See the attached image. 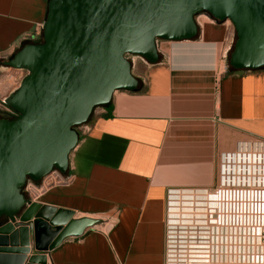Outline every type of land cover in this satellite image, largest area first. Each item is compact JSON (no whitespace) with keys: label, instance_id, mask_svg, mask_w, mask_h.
<instances>
[{"label":"crops","instance_id":"crops-1","mask_svg":"<svg viewBox=\"0 0 264 264\" xmlns=\"http://www.w3.org/2000/svg\"><path fill=\"white\" fill-rule=\"evenodd\" d=\"M49 2L0 0V62L42 35ZM212 19H200L193 40L159 41L157 64L134 57L138 88L116 92L93 112L90 133L69 156L73 183L34 202L98 224L45 253L47 264H167L170 203L206 201L220 185L223 156L251 140L264 143V67L230 70L235 29ZM3 63L0 74L16 80L18 70ZM16 88L0 81V100ZM212 243L209 264H220L218 238ZM26 249L18 255L24 264L38 254L32 232Z\"/></svg>","mask_w":264,"mask_h":264},{"label":"water","instance_id":"water-1","mask_svg":"<svg viewBox=\"0 0 264 264\" xmlns=\"http://www.w3.org/2000/svg\"><path fill=\"white\" fill-rule=\"evenodd\" d=\"M201 13L233 25L230 67H264V0H50L42 41L3 63L27 75L0 100L17 114L0 119V254L17 255L0 256L1 264L25 263L18 255L29 253L31 232L38 254L27 264H47L45 253L98 224L31 202L23 189L54 169L66 173L80 139L76 128L116 92L138 88L130 56L157 64L158 42L196 38Z\"/></svg>","mask_w":264,"mask_h":264},{"label":"built area","instance_id":"built-area-1","mask_svg":"<svg viewBox=\"0 0 264 264\" xmlns=\"http://www.w3.org/2000/svg\"><path fill=\"white\" fill-rule=\"evenodd\" d=\"M208 16L206 13L197 15L195 18L197 25L200 19ZM40 37L42 35L38 33L37 37L32 36L25 42L37 44ZM18 72L19 86L27 72L24 70ZM16 115L10 108L0 104V119L12 121L15 120ZM78 128L80 136L87 135L91 131L88 122ZM73 180L72 176L54 169L38 183L28 181L23 192L27 200L34 202L37 197L53 188L71 185ZM199 203H203L204 206L194 208L193 215L196 219L190 223L189 229L179 225L174 226L175 221L171 217L175 206H171L170 203L167 264H203L201 254L203 251L200 247L208 239L212 245L213 238L218 237V234L220 237L232 239L234 243L239 239L243 240L244 244L248 243L250 238L259 239L260 246L264 250V143H247L234 154L223 156L220 185L210 191L206 201ZM191 251L193 254L188 253ZM211 255L212 253L204 256L206 264L211 263ZM261 256L264 258L263 251Z\"/></svg>","mask_w":264,"mask_h":264},{"label":"bare ground","instance_id":"bare-ground-1","mask_svg":"<svg viewBox=\"0 0 264 264\" xmlns=\"http://www.w3.org/2000/svg\"><path fill=\"white\" fill-rule=\"evenodd\" d=\"M175 221V220H174ZM174 223H178L177 221ZM217 232L219 233L220 230H217ZM252 233V232H251ZM218 241H219V247H220V251H222V255L219 258V263L220 264H243V263H247V264H264V258H262L261 253L262 251L264 252V250H262V247L260 246V242L259 239L256 240L253 238H250V241L248 243L244 244V241L239 239V241L235 240L236 242L234 243L232 239H228L226 237H220V234H218ZM208 241L210 242V240L208 239ZM208 241H204L202 243V247H200L203 251L202 257H203V264H206L207 262L205 261L207 254H209V248H210V243ZM229 244V245H226ZM239 243H241L243 246H240L241 248H239L238 246L240 245ZM237 246V248L235 247ZM229 247V248H228ZM263 249H264V245H263Z\"/></svg>","mask_w":264,"mask_h":264},{"label":"flooded vegetation","instance_id":"flooded-vegetation-1","mask_svg":"<svg viewBox=\"0 0 264 264\" xmlns=\"http://www.w3.org/2000/svg\"><path fill=\"white\" fill-rule=\"evenodd\" d=\"M203 203L198 202L194 203L191 202V200H183V202L178 203L175 206V210L173 212V216L171 219H174L175 222L177 221L178 223H174V226H181V227H186V229H189L188 227L190 226L191 220H195L196 216L193 215V211L195 207H203ZM190 240V239H187Z\"/></svg>","mask_w":264,"mask_h":264},{"label":"rangeland","instance_id":"rangeland-1","mask_svg":"<svg viewBox=\"0 0 264 264\" xmlns=\"http://www.w3.org/2000/svg\"><path fill=\"white\" fill-rule=\"evenodd\" d=\"M197 17V16H196ZM211 17V16H210ZM134 57H136V56H130L129 57V59H130V61L132 62V59H134ZM228 60H229V58H228ZM141 62V60H139L138 59V62ZM137 62V63H138ZM229 62V61H228ZM136 63V65H138ZM134 66V67H133ZM133 68H134V70H133ZM139 69L138 68H135V65H133V63H132V71L134 72V74H138V71ZM11 72H16V70H12ZM21 74V73H20ZM0 81H4V82H6L7 84L9 83V84H12L13 85V87H18V76H17V79L15 80L14 78H12V76H11V74H9V73H7V72H5V73H1L0 74ZM76 131L79 133V128L77 127L76 128ZM251 143H259V142H257V141H254V140H251L250 141ZM25 198H27L26 197V195H25ZM28 199V198H27ZM230 244V243H229ZM229 244H227L226 243V245H229ZM240 245L238 246L239 248H241L240 246H243L241 243H239ZM236 248H237V246H235ZM253 264V263H252Z\"/></svg>","mask_w":264,"mask_h":264},{"label":"trees","instance_id":"trees-1","mask_svg":"<svg viewBox=\"0 0 264 264\" xmlns=\"http://www.w3.org/2000/svg\"><path fill=\"white\" fill-rule=\"evenodd\" d=\"M41 41H42V37H41ZM29 43H26L24 42V44L22 45L21 48L25 47L26 45H28ZM233 50V49H232ZM232 52V51H231ZM231 54V53H230ZM230 57V56H229ZM229 61V60H228ZM0 63H3V62H0ZM229 66V65H228ZM229 69L232 70V71H235L232 67L229 66ZM93 114V113H92Z\"/></svg>","mask_w":264,"mask_h":264}]
</instances>
